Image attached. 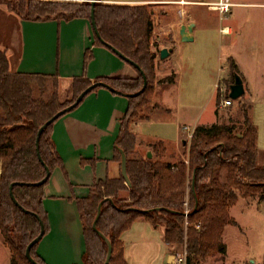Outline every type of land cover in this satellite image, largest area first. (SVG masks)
<instances>
[{"label":"trees","instance_id":"1","mask_svg":"<svg viewBox=\"0 0 264 264\" xmlns=\"http://www.w3.org/2000/svg\"><path fill=\"white\" fill-rule=\"evenodd\" d=\"M105 1L145 0H99L94 6L92 0L81 3L0 0V5L10 12L35 21L84 18L92 25L94 9L102 39L140 67L132 65L138 73L136 78L103 77L94 82L86 77L76 78L73 96L61 101L57 76L14 73L7 52L0 49V233L11 253L10 264H32L26 251L40 235L41 221L45 235L49 231L44 200L53 172L63 165L53 139L54 125L60 118L41 137L40 154L45 164L40 161L37 150L40 127L72 105L95 82H105L115 93L124 96L139 92L144 87L142 71L147 76L148 86L140 96L129 97V108L121 120L117 139V158L122 160L120 149H123L128 158L131 186L123 176L109 178L100 181L91 196L77 199L86 241L83 264H104L107 258L108 244L93 228L102 201L105 202L97 226L113 245L110 264H129L122 235L138 219L149 222L155 229L162 228L167 244L175 248L186 246V264H206L213 256L227 254L223 236L228 226L238 227L231 209L239 199L259 196L260 201H264V167L258 163V129L249 117L251 106L240 103L246 126L243 133L236 131L233 122L200 124L194 130L186 157L168 160L173 142L160 138L149 145L157 154L156 158L148 157L147 151L142 153L131 126L135 120H149L144 109L154 95L156 60L161 53L159 43L154 41V12L148 5H118ZM93 31L95 42L106 46L94 28ZM91 58L88 52L85 68ZM228 61L234 81L236 75L243 78L234 58ZM175 81L176 75L172 73L167 82ZM226 97L230 99V93ZM221 100V94L217 95V116ZM46 166L51 172L48 181L41 186L34 185L46 178ZM13 183H23L14 187L19 205L11 197ZM130 208L152 211L142 213L128 210ZM38 245L32 248L31 254L39 264H47L37 252Z\"/></svg>","mask_w":264,"mask_h":264},{"label":"crops","instance_id":"2","mask_svg":"<svg viewBox=\"0 0 264 264\" xmlns=\"http://www.w3.org/2000/svg\"><path fill=\"white\" fill-rule=\"evenodd\" d=\"M231 2L234 4L233 8L242 5L264 8V2L255 4ZM197 6L202 5L198 3ZM214 12L219 14L215 10ZM192 22L196 23L194 40L191 41L194 42L198 34L205 32L210 23L205 19L202 21L194 19L190 23ZM190 23L183 20L179 23L177 32H175L177 23L169 26L168 35L172 36L173 42L171 46L165 45V48L171 51L169 56L171 59L167 64L174 65L173 73L176 75V81L173 84L160 86L153 109L161 114L152 111L154 118L151 116L150 121L165 122V118L172 114L173 107H176L172 98L175 99L178 95L182 97L178 88L179 75L175 65L188 52L186 45L190 42L182 41L181 29L183 25ZM232 26L236 25H216L218 33L226 36H234ZM223 28H226V33L222 32ZM240 33L242 32L239 29L237 35ZM0 49L7 52L10 69L14 73L57 76L62 84L60 96L63 101L73 96V81L76 78L86 77L94 82L103 77L136 78L138 76L137 70L131 64L108 47L95 42L91 22L84 18L71 21L25 20L10 12L6 6L0 5ZM88 52L92 58L85 68ZM237 65L239 67L238 63ZM239 70L245 77L240 67ZM244 82L253 98L247 77L244 78ZM196 88V85H192L188 93H192ZM214 95L216 97V91ZM128 108L129 97L101 87L89 94L74 110L63 115L54 125L53 139L63 165L53 172L46 187L44 207L48 214L49 231L40 241L37 252L47 264H83L86 241L77 199L91 196L94 187L100 181L122 176V160L117 158V149H119L117 139L121 120L125 117ZM146 121L136 123V131ZM184 126V124L180 125V137L173 143L179 144L182 141L185 144ZM139 136L143 138L139 147L146 146L147 137L138 133ZM240 200L243 201V198ZM229 227L226 228L223 236L227 247L225 236ZM238 228L243 231L239 222ZM157 231L161 234V240L155 242L153 236H156ZM122 239L125 242V257L129 264H154L146 260V256L150 254L161 257L165 264H178L172 256L176 248L165 242L163 231L155 229L143 219L136 220L132 228L122 235ZM137 253L140 258L137 257ZM227 256L228 252L224 256H213L206 264H225ZM245 263L246 261H243L238 264ZM252 263L258 264L255 260Z\"/></svg>","mask_w":264,"mask_h":264},{"label":"rangeland","instance_id":"3","mask_svg":"<svg viewBox=\"0 0 264 264\" xmlns=\"http://www.w3.org/2000/svg\"><path fill=\"white\" fill-rule=\"evenodd\" d=\"M64 1L68 3H81L83 0H52ZM217 0H145V1H105L109 4L118 5H148L154 12L153 21L155 25L154 41L160 45V52L166 46L172 45V36L168 35L170 24L177 23L175 32L178 31L179 23H190L194 19L206 20L210 23L206 31L198 34L194 42L187 43L188 52L176 63L175 67L179 75V92L182 93L175 99L176 107L173 112L165 118V122L147 121L142 123L138 130L135 124L145 120H135L131 126L137 138L138 149L142 153H152L156 158L157 154L149 147L154 139L161 138L166 141L175 142L180 137V125L184 124L183 140L179 144L172 143L174 147L168 152L167 159L176 161L182 156H187L190 141V133L194 132L195 126L213 123H235L237 132L243 133L246 126L243 124L244 117L241 104L251 106L249 117L258 129V163L264 167V8L255 5L236 6L233 12L224 15L222 22L220 15L211 8ZM248 4L264 2V0H231ZM202 6H197V4ZM194 7V8H193ZM199 7V8H197ZM191 24V23H190ZM236 25L232 26L234 36H226L218 33L216 25ZM242 33H239V29ZM213 29V30H211ZM211 30V31H210ZM233 56L245 77L249 82V87L253 92L251 97L249 88L245 83L246 93L233 104L226 107L224 101L227 93H230L231 85L234 84L233 72L230 69L229 57ZM171 57L161 59L159 53L156 60V70L154 74V95L144 109L146 117L151 119L156 95L160 86L168 84V79L172 75L174 65L167 64ZM242 74V73H241ZM243 77V78H245ZM59 98L61 82L58 79ZM218 84V85H217ZM196 85V90L188 93L190 87ZM218 86V87H217ZM216 91V97H215ZM221 94L222 100L219 105V115L217 116L216 98ZM241 101V102H240ZM161 114V113H160ZM216 117V119H215ZM154 118V115L152 116ZM188 127L189 130H185ZM146 136L144 147H139L143 138L138 137V133ZM145 143V144H146ZM260 204V205H259ZM250 205V206H249ZM233 217L237 218L243 227L241 231L238 227L230 226L225 236L229 250L225 264H238L246 261L245 264H253L255 260L258 264H264V201L261 202L259 196L247 198L239 201L231 210ZM162 229V228H161ZM155 242L161 240L160 232L153 236ZM153 240V241H154ZM186 246L177 247L173 255L175 259L184 253ZM137 257L140 258L137 253ZM212 258V257H211ZM148 262L154 264H165L161 257L154 254L146 256ZM209 260V259H208ZM173 261V260H172ZM11 253L0 233V264H10ZM215 264V263H211Z\"/></svg>","mask_w":264,"mask_h":264},{"label":"water","instance_id":"4","mask_svg":"<svg viewBox=\"0 0 264 264\" xmlns=\"http://www.w3.org/2000/svg\"><path fill=\"white\" fill-rule=\"evenodd\" d=\"M99 2V0H92V4L93 6ZM92 26L95 30V33L97 35V37L101 40L102 43H104L106 45V47H108L109 49H111L116 55H118L120 58H122L123 60H125L127 63L135 66L136 68H140L139 65H137L135 62H133L132 60H130L129 58H127L125 55H123V53H121L119 50H117L116 48L112 47L111 45H109L108 43H106L102 37L101 34L99 32V29L97 27L96 21H95V15H94V9L92 11ZM196 27V23L192 22L189 25H183L182 29H181V38L183 42H191L194 40V28ZM171 51L167 48H164L161 50V59H167L170 56ZM143 77H144V87L137 93L134 94H128L127 97H138L140 96L147 88L148 86V79L147 76L144 74V72L142 71ZM97 87H104L107 88L111 91H115V89L113 87H111L109 84L105 83V82H95L93 83V85L89 86L85 91H83L76 99V101L70 105L69 107L65 108L64 110L58 112L56 115H54L51 119H49L47 122H45L39 129L38 131V136H37V150H38V156L40 161L45 164L43 162V159L41 157L40 154V141H41V137L43 135V133L46 131V129L57 119L61 118L63 115L71 112L72 110H74L79 104H81L83 102V100L87 97V95L89 93H91L95 88ZM246 93V88H245V83H244V79L240 76V75H236L235 77V82L234 84L231 85L230 88V98L234 101H237L239 99H241ZM186 143V142H185ZM121 155H122V176L125 178V180L127 181L128 185L131 186V180L129 178V174H128V158L127 155L125 153V151L123 149H120ZM148 157L152 158V153H148ZM47 169V176L46 178H44L42 181L38 182V183H34V185L36 186H41L43 184H45L50 175L51 172L49 170V168L46 166ZM23 185V183H13L11 185V197L13 199V201L15 202L16 205H19L18 201L15 198L14 195V187L16 185ZM195 188V176H194V182H193V190ZM105 201H102L99 205V209H98V214L97 217L93 223V228L94 230L106 241V243L108 244V254H107V258L104 262V264H110L111 262V258H112V254H113V245L111 243V241L109 240V238L104 235L99 229H98V221L102 215V206L104 204ZM198 207V202L195 208V211L197 210ZM128 210H132V211H137V212H142V213H148L152 210H140L137 208H130ZM155 210V209H153ZM160 210V209H158ZM41 226H42V230L41 233L38 237H36L27 247V251H26V256L28 258V260L32 263V264H39L34 257L31 254L32 248L37 245L38 243H40V241L43 239V237L45 236L46 233V229H45V225L43 224V222L41 221Z\"/></svg>","mask_w":264,"mask_h":264},{"label":"built area","instance_id":"5","mask_svg":"<svg viewBox=\"0 0 264 264\" xmlns=\"http://www.w3.org/2000/svg\"><path fill=\"white\" fill-rule=\"evenodd\" d=\"M234 4L231 2V0H217L215 3L212 4V9L217 11L220 15V19L221 21L224 19V15L228 14L230 12H232V8H233ZM222 32H227L226 28L222 29ZM233 101L231 98L230 99H226L224 101V104L226 107H229L233 104ZM185 130H189L188 127H185ZM193 133H190L189 135L191 136V138L193 137ZM186 256H187V252L186 250L184 251L183 254L179 255L176 258V261L178 264H186Z\"/></svg>","mask_w":264,"mask_h":264}]
</instances>
